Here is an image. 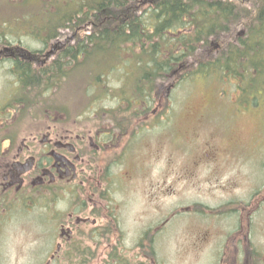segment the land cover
Returning a JSON list of instances; mask_svg holds the SVG:
<instances>
[{
  "label": "flooded vegetation",
  "instance_id": "af4514ba",
  "mask_svg": "<svg viewBox=\"0 0 264 264\" xmlns=\"http://www.w3.org/2000/svg\"><path fill=\"white\" fill-rule=\"evenodd\" d=\"M22 52L26 49L21 46L0 43V54H11L12 69L14 60H32ZM124 94L114 96L117 105L103 109V118L96 110L88 116L78 104L71 115L44 110L21 139L12 132L0 139V264H9L12 257L4 237L15 214L27 217L30 229L18 261L165 264L159 244L176 234L167 230L174 209H192L174 206L160 220L157 184L149 170L158 164L151 147L164 112L129 111ZM138 183L146 189L139 190ZM221 197L216 207L202 203V224L215 223L191 238L214 246L204 264H264V229L254 223L264 209V188L252 191L246 202L232 191ZM128 198L142 206L132 222H126ZM258 236L263 238L261 245Z\"/></svg>",
  "mask_w": 264,
  "mask_h": 264
},
{
  "label": "rangeland",
  "instance_id": "374dc122",
  "mask_svg": "<svg viewBox=\"0 0 264 264\" xmlns=\"http://www.w3.org/2000/svg\"><path fill=\"white\" fill-rule=\"evenodd\" d=\"M73 1L80 2V0H0V30H6L2 32V40L6 38L5 43L21 46L28 52L51 50L50 45L54 46L56 41L50 42L46 47L42 40L35 36L40 35L37 33L38 30L44 29L48 24V18L52 15L50 13L69 10L70 4L74 5ZM141 10L144 11V7ZM34 30L36 33H31ZM84 30L85 27L82 26L75 32L80 36ZM44 36L47 35L41 37ZM70 39H75V35ZM125 56L126 54L123 56L117 53L101 65L106 73L117 68L107 81L108 84L102 87V93L97 87L85 83L86 79L79 83L73 78L70 79L73 84H63L55 94L27 96L30 93L22 90L13 74L11 54H0V139L9 135V132L21 139L25 136L26 130L32 129L35 115L44 110L68 112L71 115L78 104L80 108H84L88 116L96 113V110L97 116L103 118L105 113L103 109L114 108L117 105L111 88L125 87L128 90L119 72V69L126 66V62L123 61ZM38 66L42 68L43 65H34L36 68ZM93 67L96 66L93 64ZM126 71L133 72L129 69ZM89 91H92V94L88 93ZM95 92L100 93L98 95L103 94L104 97L94 99ZM161 94L165 102L161 104L156 101L152 107L153 110L158 108V115L162 110L164 112L160 113L158 118L156 129L158 137L154 147H151L157 153L158 164L149 170L150 177L155 179L154 182L157 184L160 220H165L163 215L166 211L176 206L194 209L198 204L204 203L216 207L221 203L223 199L221 195H225V191H232L236 199L246 202L252 191L256 192L263 188V104L258 107L253 106L251 101L239 103L236 100L239 95L238 89L234 84L217 77L206 79L197 76L194 80L180 83L169 93L164 91ZM23 97L31 98L32 103H19L18 100ZM262 98L258 96V103ZM160 104L163 105L162 108H159ZM167 110L170 111L169 117L166 116ZM113 113L116 114V111ZM39 116L42 117L41 114ZM133 124L138 123L133 121ZM146 131L144 134L148 135L149 129ZM141 175L137 174V178ZM138 187L141 191L146 189L144 184L138 183ZM219 189L225 191L219 192ZM139 207H142L140 201L128 198L126 222H132L134 217L141 214ZM199 215L202 216L193 210L185 214L178 212L170 220L167 230L170 234H176L168 242L162 241L159 244L165 258L161 259L165 264H204V256L213 252L212 244L202 246L199 240L191 239L202 234V227L215 223L213 221L202 224V217ZM28 221L27 217L15 214L6 230L4 240L12 254L9 264L29 263L28 260H16L20 247L29 237ZM254 223L258 230L264 229V209L258 213ZM259 234H262L261 231ZM257 240L261 242L260 245L263 244L261 236H258Z\"/></svg>",
  "mask_w": 264,
  "mask_h": 264
},
{
  "label": "trees",
  "instance_id": "16d2710c",
  "mask_svg": "<svg viewBox=\"0 0 264 264\" xmlns=\"http://www.w3.org/2000/svg\"><path fill=\"white\" fill-rule=\"evenodd\" d=\"M73 3L69 10L50 13L48 24L35 36L46 47L56 41L51 50L22 52L32 60L13 61V74L22 90L30 93L27 96L55 94L63 84H73V78L79 83L86 79L92 87L103 84L101 65L120 53L126 54L125 68L133 70L124 82L131 88L126 95L129 111H151L156 101L165 102L161 92L169 93L172 86L197 76L233 83L239 103L264 102V0ZM82 26L85 30L79 36L75 31ZM2 37L0 31V43L8 45ZM37 64L42 68L34 67ZM124 90L121 87L115 94ZM258 96L263 97L260 103ZM18 101L32 103L26 97Z\"/></svg>",
  "mask_w": 264,
  "mask_h": 264
}]
</instances>
